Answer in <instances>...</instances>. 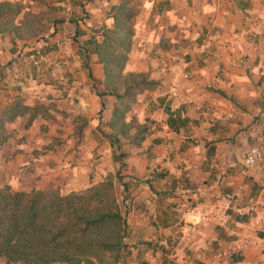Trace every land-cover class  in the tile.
<instances>
[{
  "label": "crops",
  "instance_id": "crops-1",
  "mask_svg": "<svg viewBox=\"0 0 264 264\" xmlns=\"http://www.w3.org/2000/svg\"><path fill=\"white\" fill-rule=\"evenodd\" d=\"M63 2L66 17L51 36L13 46L8 36L0 37V111L19 98L27 106L48 107L50 114L26 128V117L4 124L0 182L16 192L64 195L120 170L121 180L132 182L124 217L130 264H264V225L256 231L246 217L233 213L250 198L264 199V0H127L134 22L122 74L144 73L156 85L132 105L131 116L147 133L139 146L122 145L121 168L102 136L112 98H104L97 119L99 98L91 78L103 79L101 65L94 55L83 62L75 41L65 40L71 29L83 30V40L91 28L110 27L106 15L118 0ZM79 12L87 19L74 17ZM214 32L212 42L203 45ZM63 39L65 51L59 49ZM37 47L45 55L30 74L22 56ZM180 71L187 80L176 76ZM172 85L176 96L169 98ZM164 109L178 111L185 126L168 129ZM75 117L85 123L77 139ZM45 125L47 132L40 129ZM46 139L54 141L52 149L36 152ZM251 147L260 148L262 161L245 168L241 160ZM225 192L235 199L227 228L259 237L257 248L232 249L235 239L224 229L182 215L185 201L198 197L210 207ZM184 224L193 232L185 233Z\"/></svg>",
  "mask_w": 264,
  "mask_h": 264
},
{
  "label": "trees",
  "instance_id": "trees-1",
  "mask_svg": "<svg viewBox=\"0 0 264 264\" xmlns=\"http://www.w3.org/2000/svg\"><path fill=\"white\" fill-rule=\"evenodd\" d=\"M32 4L44 9L35 11ZM126 4L127 0H118L116 6L110 7L106 15L110 27L92 29L93 35L88 38L79 40L83 34L74 29L76 53L82 61L94 55L101 65L103 79L96 81L90 77L99 98L98 121L105 108L104 98L113 100L102 136L112 148V162L119 168L125 156L122 145L139 146L147 133L144 123L128 117L132 105L139 94L156 85L144 73L122 74L132 44L134 22ZM61 22L63 18L48 0L0 1V37L8 36L12 46L13 42L49 37L54 33L52 28ZM164 112L168 129L176 132L185 126L187 120L178 111L164 109ZM22 117H26V128L37 117L49 119L50 114L48 107L37 103L27 106L15 98L0 111V133L5 123ZM84 124L78 117L73 119L76 139ZM209 155L208 149L206 157ZM119 180L118 173L109 174L84 190L64 195L56 190L16 192L0 187V263L118 264L125 249L122 241L125 219L113 193V184ZM121 187L127 189L125 183Z\"/></svg>",
  "mask_w": 264,
  "mask_h": 264
},
{
  "label": "built area",
  "instance_id": "built-area-1",
  "mask_svg": "<svg viewBox=\"0 0 264 264\" xmlns=\"http://www.w3.org/2000/svg\"><path fill=\"white\" fill-rule=\"evenodd\" d=\"M53 6L56 8H63L64 2L63 0H53ZM216 35L217 33L214 32L212 35L205 37L203 39V45L208 46L212 42L213 37ZM59 47L63 51L67 50L66 41L62 40L59 42ZM29 58L32 66L35 68L39 67L43 61V55L39 49H32V53L30 54ZM175 74L179 79H188V74L182 71L178 73L176 72ZM175 88L176 86H171L168 93L169 98L176 96ZM261 161L262 152L260 148L251 147L242 157L241 164L245 168H251ZM198 201V197H193L192 200L185 201L181 207L183 209L182 215L186 217L197 216L201 221L212 222L216 227L224 229L227 237L235 239V245H231L232 249H255L260 245L261 239L259 237L254 235H251V237L239 236L233 232H230L227 228L232 221L228 211H230V205L235 202V199L231 193H223L219 200L210 207L204 206ZM233 213L236 216L246 217L249 220L252 228L256 231H260L264 225V199L258 197L254 199L250 198L244 206L233 209ZM183 230L185 233L193 232V229L189 224H184Z\"/></svg>",
  "mask_w": 264,
  "mask_h": 264
},
{
  "label": "rangeland",
  "instance_id": "rangeland-1",
  "mask_svg": "<svg viewBox=\"0 0 264 264\" xmlns=\"http://www.w3.org/2000/svg\"><path fill=\"white\" fill-rule=\"evenodd\" d=\"M48 3L50 4V6H52L57 11V13L59 14L60 17H62L63 19H65L67 12L64 10V8H56L55 6H53V0H48ZM31 6H32V9L35 10V11L43 10L44 9L43 7H41V6L37 5V4H32ZM87 15L88 14L86 12H83V13H80L79 12L77 15H74V17H77L78 20H80V19L86 20L87 17H88ZM80 31H83V30H80ZM91 31H92V28H91ZM91 31L88 33L89 35H93V31L92 32ZM67 33H68V35L65 36V40L67 39V42H68V40H70V41L76 40L74 31L72 29L69 30ZM80 39H81V37H79V40ZM37 40H39V39H37ZM63 41H64V39H63ZM36 49H39L42 55L44 54L42 48H38L37 47ZM59 49H61V48L59 47ZM31 51L29 50L27 52H24L25 54L22 56V57H25V59L27 57V60H25L24 64H26L27 69L29 70V73L30 74L34 73V68H35V67L32 66V64L30 62V58H28L30 56V54L32 53ZM11 87H13V86H11ZM44 105H48V104H44ZM49 105H51V104H49ZM128 117H131V112L128 114ZM40 129L42 131H46L47 132L48 127L45 125V126H41ZM2 135H4V132H1L0 133V139H1V137H3ZM53 144H54V141L53 140L46 139L40 145L39 149L36 150V152H38V153L48 152L50 149H52V145ZM119 171L120 170H118L116 172V173H118V175H119ZM113 173H115V171ZM109 174L112 175L111 173H108V174L105 175L104 179ZM119 177L122 178V175H119ZM121 183H125L126 186H127V189L122 190ZM131 185H132V182L130 180H128V179H124L123 181L122 180H119L118 182H115L113 184V193H114V196H115V198H116V200L118 202V206L120 208V211L124 215V217L126 215V210H127V205L126 204L129 202V199L132 197V188H131ZM2 186H6L10 191H13V190L10 189V187L7 184H2L0 182V187H2ZM125 227H127V225H125ZM123 239H125V241H126L125 242L126 244H124V247H128L127 240H126L127 239V234L125 233V230H124V234H123ZM131 260H132V256L129 254V250L123 249L121 251V253H120V259H119L118 264H130Z\"/></svg>",
  "mask_w": 264,
  "mask_h": 264
}]
</instances>
